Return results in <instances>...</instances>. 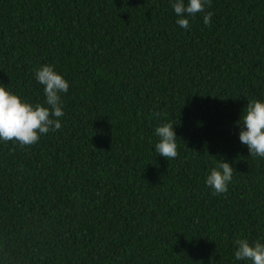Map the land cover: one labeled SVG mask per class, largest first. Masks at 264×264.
<instances>
[{"label": "trees", "instance_id": "1", "mask_svg": "<svg viewBox=\"0 0 264 264\" xmlns=\"http://www.w3.org/2000/svg\"><path fill=\"white\" fill-rule=\"evenodd\" d=\"M205 13L182 28L172 0H0V83L33 104L38 67L69 83L61 129L0 141V264H250L233 241L264 242V158L235 122L264 100V0ZM217 159L234 168L222 194Z\"/></svg>", "mask_w": 264, "mask_h": 264}, {"label": "clouds", "instance_id": "2", "mask_svg": "<svg viewBox=\"0 0 264 264\" xmlns=\"http://www.w3.org/2000/svg\"><path fill=\"white\" fill-rule=\"evenodd\" d=\"M210 5L211 0H187V3L185 0H172V8L178 17L176 23L182 28H188V17L205 13L206 6ZM212 15L210 11L203 15L205 25H210ZM34 75L38 83L44 86V104L28 102L0 83V141H14L20 146H30L36 144L41 135L61 129L58 119L64 115L61 94L68 92L69 83L50 64L38 67ZM235 123L241 126L239 139L248 147L249 155L264 158V100H248L240 119ZM155 135L159 137L155 144L156 153L169 161L175 159L178 146L174 125L165 122L157 126ZM233 169L229 162L217 159L206 178V184L214 190V194L227 192ZM233 243L237 261L264 264V242L260 239L250 241L246 237H238Z\"/></svg>", "mask_w": 264, "mask_h": 264}]
</instances>
